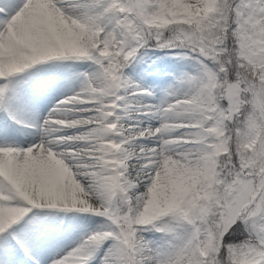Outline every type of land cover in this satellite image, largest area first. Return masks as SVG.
I'll use <instances>...</instances> for the list:
<instances>
[{
  "label": "snow or ice",
  "instance_id": "1",
  "mask_svg": "<svg viewBox=\"0 0 264 264\" xmlns=\"http://www.w3.org/2000/svg\"><path fill=\"white\" fill-rule=\"evenodd\" d=\"M0 264H264V0H0Z\"/></svg>",
  "mask_w": 264,
  "mask_h": 264
}]
</instances>
